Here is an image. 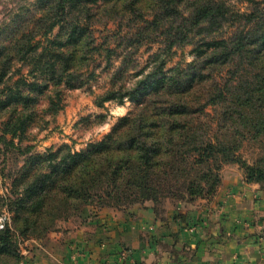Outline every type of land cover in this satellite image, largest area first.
<instances>
[{
	"label": "trees",
	"instance_id": "obj_1",
	"mask_svg": "<svg viewBox=\"0 0 264 264\" xmlns=\"http://www.w3.org/2000/svg\"><path fill=\"white\" fill-rule=\"evenodd\" d=\"M244 1L248 7L238 11L223 0H35L3 19L0 141L22 154L29 146L13 138L19 144L32 123H49L43 116L57 112L60 86L82 85L95 53L110 55L105 66L112 67L97 105L141 93L85 150L62 146L30 156L12 178L11 196L0 198V214L4 207L13 213L19 235L39 238L56 219L94 203L126 209L149 202L159 218L165 199L213 197L228 163L239 165L246 183L264 188V154L252 164L238 155L244 141L264 150V0ZM110 22L131 31L98 41L93 25ZM224 27L231 34L215 37ZM144 42L161 44L146 72L134 58ZM190 43L195 59L165 70L171 49ZM111 55L120 57L116 65ZM12 229H0V264L22 263Z\"/></svg>",
	"mask_w": 264,
	"mask_h": 264
},
{
	"label": "crops",
	"instance_id": "obj_2",
	"mask_svg": "<svg viewBox=\"0 0 264 264\" xmlns=\"http://www.w3.org/2000/svg\"><path fill=\"white\" fill-rule=\"evenodd\" d=\"M156 217L151 204L68 221L26 241L22 264H264V188L224 174L210 199ZM184 216V217H183ZM103 217V218H102ZM101 219V222H99Z\"/></svg>",
	"mask_w": 264,
	"mask_h": 264
},
{
	"label": "rangeland",
	"instance_id": "obj_3",
	"mask_svg": "<svg viewBox=\"0 0 264 264\" xmlns=\"http://www.w3.org/2000/svg\"><path fill=\"white\" fill-rule=\"evenodd\" d=\"M34 1L35 0H0V23L15 10L17 11L24 6H30ZM223 1L231 4L233 9L238 11L245 10L248 7V4L244 0ZM92 31L98 41H101L102 35L109 36L113 32L123 34L124 32L131 30L126 26H119L117 22H110L107 26L94 24ZM232 31L233 28L224 27L219 32L217 31L215 37L229 36ZM56 33L57 28L54 29L51 35L53 36ZM114 44L115 42L113 40H109L106 46L113 47ZM160 47L161 44H158L157 42H144L139 47L134 58H136L141 67H145L144 72H146L152 65L150 56L153 53H156ZM193 50L194 45L191 43L174 46L166 57L164 69L167 70L178 64L185 65L192 62L196 57ZM109 57L110 55L108 56V54L103 51L95 53L93 57L94 60L90 66L84 70L85 74L82 77L84 83L82 85L79 87H68L66 85L60 86V106L54 115L45 114L43 116L44 120H49V123L46 126L40 127L42 126L41 123H32L26 131V139L19 144H17L18 139L13 138L14 144L19 145L21 148L29 146V151L27 153L22 154L15 149L13 145L5 144L0 141V198L11 196L12 178L18 174L20 168L26 161H30V156L47 154L48 152L55 151L62 146H68L72 151L85 150L90 144L102 140L104 136L112 130L117 121L134 108L141 93L133 98H124L122 102L104 101L101 105H97L94 102L95 96L102 94L108 87L112 67L107 68L105 64ZM159 59L160 58L153 60V62H157ZM119 61L120 57L112 56V62L114 65ZM22 72H26L25 68H22L21 73ZM90 72H93V76L88 78L87 76ZM46 104V100L43 98L37 103V108L39 110L45 109ZM263 154L264 150L259 147L256 142L252 141H244L241 149L238 151V155L241 159L248 164H252ZM240 169L241 168L237 163L225 164L221 169V177L224 174L240 172ZM13 198H15V196H13ZM163 202L162 208L164 212L162 210V214H159V216L168 213V211L174 209V207H180V212L187 214L188 205L190 204L188 202H178L177 200L175 201L172 199H165ZM144 203H133L122 206L126 207V209H119L115 205H98L97 203L88 206L80 205L79 210L71 216H68V218L65 219L64 217H61L56 219L54 226L39 238H32L31 236L23 237L22 235H19L16 227L14 228L11 223L13 213L4 207L0 214V229L5 224L11 229L13 228L12 231L18 243L20 254L23 255L24 260L25 255L23 251L29 249V245L26 241L32 239H44L50 233L61 231L64 228L63 225L68 221H71L69 225L74 227L77 222L86 223L89 220L92 221L100 218V211L128 212L130 207L143 205ZM99 222H101V219H99ZM9 264L13 263L10 262Z\"/></svg>",
	"mask_w": 264,
	"mask_h": 264
}]
</instances>
